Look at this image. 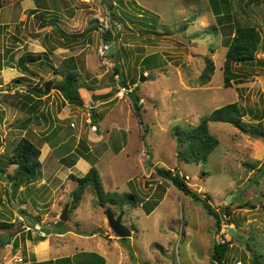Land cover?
Masks as SVG:
<instances>
[{"label":"rangeland","instance_id":"rangeland-1","mask_svg":"<svg viewBox=\"0 0 264 264\" xmlns=\"http://www.w3.org/2000/svg\"><path fill=\"white\" fill-rule=\"evenodd\" d=\"M36 3L49 10L35 15L27 11L24 19L5 25L10 14L0 6V167L6 170L0 171V219L13 223L12 228H0V239L10 242L9 255L19 251L18 262L36 259L35 252L50 243L69 241L65 248L75 252L72 260L81 251L99 250L106 264H218L214 245L226 240L230 249L225 264H264V168L258 172L264 162V0ZM237 24L255 26L261 42L254 61L231 64L234 75L227 86L226 54ZM106 29L114 37L115 29L120 32L108 40L109 57L130 92L138 86L139 112L130 92L117 95L114 65L98 58ZM25 41L30 45L19 48ZM28 49L41 54L44 64L37 60L25 71L17 55ZM9 65L17 72L4 69ZM7 70L16 74L6 76ZM69 73L75 74L82 105L71 104L60 89ZM16 78L20 81L15 84ZM50 80L42 103L33 102L37 88L45 91ZM231 102L241 106L243 119L258 125L263 136L211 121L218 146L206 161L182 160L174 129L198 125ZM32 106H38L37 116ZM94 113L97 131L89 123ZM29 116L33 120L25 125ZM23 137L41 148V174L8 193L7 174L16 165H8L7 157ZM92 166L105 191L132 193L136 204L127 202L123 209L110 201L101 204L89 185L76 206L72 192L77 178ZM158 167L188 175L189 186L209 195L221 228L201 202L164 178ZM68 202L62 226L71 230L69 239L51 234ZM107 210L123 213V223L133 232L130 237L121 240L112 230ZM38 236L46 238L39 241Z\"/></svg>","mask_w":264,"mask_h":264},{"label":"trees","instance_id":"trees-1","mask_svg":"<svg viewBox=\"0 0 264 264\" xmlns=\"http://www.w3.org/2000/svg\"><path fill=\"white\" fill-rule=\"evenodd\" d=\"M1 2V0H0ZM234 36L232 37L228 51L226 54V79L225 84L228 86L230 85V81L233 74V71L231 70V64L234 62H252L256 59L257 51L260 46L261 42V36L259 31L255 26L248 25V24H237L234 27ZM119 31L115 29V37L112 35V33L107 30L104 32V40L108 41L111 40L113 37L117 39L119 36ZM74 38L73 36L67 37V39ZM42 56L41 54H35L33 52H25L23 53L18 63L20 67L23 70H28L29 63H33L37 60H40L42 65L44 62L41 60ZM207 67L209 70H213V65L209 62L207 64ZM115 71L119 72V68L115 66ZM20 80L16 78L14 80L15 84L18 83ZM121 82L123 85H127L124 80L121 79ZM60 87V86H59ZM78 83L75 77V74L69 73L65 76V78L62 80V85L60 89H62L65 93L66 98L71 104L76 105H82L83 100L81 99L79 95L78 90ZM138 86L130 92L131 98L133 101V104L136 108V111L139 112L141 109L140 105V96L137 94ZM36 92L37 94V101H33L35 103H42V95L45 94L44 88H40V90L37 88ZM33 105V104H32ZM33 110V114L35 116L38 112V106H32L31 108ZM96 116L97 114L94 113ZM244 112L241 108V106L237 102H231L228 104H225L219 108H216L213 110L209 115L204 117L202 121L195 126L187 127V128H181L176 127L174 129V134L178 140L179 143V151L178 154L182 160L185 162H201L206 161L209 157V155L214 151V149L219 144V139L216 135H214L210 131L209 123L212 122H226L231 123L238 127L242 132L244 133H250L253 136L261 137L263 136L262 130L259 128L258 125H255L254 123L245 121L243 119ZM33 120L32 116H29L27 119L24 120V124L28 125ZM41 156V148L36 145L32 140H30L27 137L21 138V140L16 145L13 152L10 154L9 158L7 157V163L15 164V170L14 172L8 173L7 178L9 180V189L8 193L13 192L15 188H18L23 182L25 181H34L38 179V177L41 174V166L42 162L40 160ZM2 167V166H1ZM0 167L1 172H5V168ZM264 168V162L262 163V166L259 168L258 172H261V170ZM158 172L166 179L170 180L179 190H181L186 195H189L193 199L199 201L202 203L205 211L213 216L216 221V225L218 229L222 226V219L220 216V213L216 210H214V207L212 203L210 202L211 198L209 195H202L197 190H194L189 184L186 182L185 176H182L179 171H174L172 169H167L164 167H158ZM89 185H92L95 189L96 194L101 198V204L107 203L108 201L112 202L113 205H120L123 209V205L125 203L129 204H136V196L132 193L122 194L118 192H111V191H105L101 176L98 172V170L92 166L89 171L85 174V176L81 178H77V187L72 192L73 200L76 206L82 199V196L85 192V188ZM12 186V188H11ZM127 195V196H126ZM75 207V206H74ZM109 208V207H108ZM23 213L27 215V211L22 209ZM226 211H228V206L226 207ZM57 229L55 232L58 233H65L69 231L68 228L63 227L62 221H59ZM13 227V223L7 222L5 220L0 219V228L1 229H9ZM35 227V226H34ZM36 230V229H35ZM41 232H45L44 228L41 227ZM81 233V232H78ZM82 234V233H81ZM14 236V235H13ZM37 240H43L45 236H38ZM124 240L126 238H121V240ZM7 243L3 239H0V247L5 246ZM229 242L226 240H223V242H218L214 245L213 250V258L218 264H225L226 262V254L230 249ZM132 249V247H131ZM78 256L75 257L76 260H72L71 257L66 258H60L56 260H49L45 262H33L32 264H96L97 262L100 264H106V259L95 253V252H81L77 254ZM86 259H78V257L84 256ZM93 257L94 260H92ZM63 261V262H62ZM96 261V263H94Z\"/></svg>","mask_w":264,"mask_h":264},{"label":"crops","instance_id":"crops-1","mask_svg":"<svg viewBox=\"0 0 264 264\" xmlns=\"http://www.w3.org/2000/svg\"><path fill=\"white\" fill-rule=\"evenodd\" d=\"M49 1H51V0H49ZM36 2H37V0H1L0 6L3 5V7L6 9L5 13L10 14L9 22L8 21H4L2 24H4V25L8 24V23H10L11 20H13L15 18L16 19H24L27 16V14H26L27 11L28 12L30 11V12H32V15H35L37 13L49 10L48 8H44V7L41 8V7L37 6ZM47 2H48V0H47ZM72 5L74 6V3ZM47 25L48 24H46V27H43L42 29L47 28L48 27ZM25 44L30 45V42H28V41L26 42L25 41L23 44H21V46L19 48L24 49L23 47H24ZM41 48H43V46H41ZM29 49H30V47H29ZM29 49L26 50V51L25 50H21V52H18L20 55H17V59H18V57L20 58V56L23 53H25V52H32ZM28 66H29V64H28ZM9 68L10 69L14 68L15 71L17 69L16 67H13L12 65L4 67V69H9ZM15 71H12L11 73H8V70H7V72L5 74H6V76L14 75V74H16ZM70 232H71V230L69 229V231H67L65 233L56 232V233H51V234H55L54 236L65 237V238L69 239L70 236L72 235ZM79 234H81V233H79ZM96 235H97L96 233H94V236H92V234H91V238L90 239H93L94 237H96ZM82 236H83V234H82ZM83 238L84 239H88V236L86 238L83 236ZM68 242L69 241L61 242L58 245L57 244L52 245L50 243L47 248L41 249L40 252H35L36 259H29V260H26V261L23 260L21 262H18L15 259L16 257H20V255H19L20 252L19 251L17 253L13 254V256L9 255V246L8 245H10V244L7 243L5 246H3L4 248L0 247V251H1V248H2V250H4V255H2L0 253V264H32L33 262H45V261H49V260H56V259H60V258L71 257L72 256L71 253L74 254L75 252L72 251L71 253H69L67 251L68 249L65 248V246L69 244ZM81 252H89V253L90 252H95V253L103 256V252L99 251V250L98 251H92V250H87L86 251L85 250V251H81ZM103 257L105 258V256H103ZM106 262H107V259H106Z\"/></svg>","mask_w":264,"mask_h":264},{"label":"water","instance_id":"water-1","mask_svg":"<svg viewBox=\"0 0 264 264\" xmlns=\"http://www.w3.org/2000/svg\"><path fill=\"white\" fill-rule=\"evenodd\" d=\"M47 69L49 71L52 70L50 67H48ZM144 80H145V74H141L140 81H144ZM52 83H53V80H50L49 82H47L46 87H45L46 93L50 91ZM148 170H150V168H148ZM69 206H70V203L68 202L65 205V208L60 216L61 221H66L68 219ZM106 214H107L110 227L118 235L119 238H127L132 235L133 232L131 228L123 223V213H120L116 216L112 210H107ZM36 226L40 227V225L38 224ZM229 232L232 236L236 235V231L234 228H230Z\"/></svg>","mask_w":264,"mask_h":264},{"label":"built area","instance_id":"built-area-1","mask_svg":"<svg viewBox=\"0 0 264 264\" xmlns=\"http://www.w3.org/2000/svg\"><path fill=\"white\" fill-rule=\"evenodd\" d=\"M107 30L108 29H106V31ZM110 49H111V44L108 41H105L103 39L101 41V43L99 44V46H98V58H99V60H100V62L102 64L111 65L110 67H113V65H114V67H115V64H113L114 62H112L111 57H109ZM114 76H115V80L117 82V85H116L117 95H119L120 97H124L125 95L129 94L130 88H128L126 85L122 84L121 78H120V73L119 72H115ZM93 118H96V116L95 115H93V116L91 115L89 123H90L91 129L93 131H97L98 127H97L96 119H93ZM71 125L73 127H75V123L74 122L71 123ZM185 178H189V176L186 175ZM20 260H21V258H20Z\"/></svg>","mask_w":264,"mask_h":264}]
</instances>
